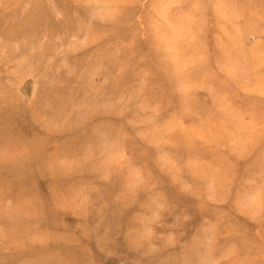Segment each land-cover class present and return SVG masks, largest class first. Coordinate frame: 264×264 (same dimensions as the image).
Wrapping results in <instances>:
<instances>
[{
	"label": "rangeland",
	"instance_id": "rangeland-1",
	"mask_svg": "<svg viewBox=\"0 0 264 264\" xmlns=\"http://www.w3.org/2000/svg\"><path fill=\"white\" fill-rule=\"evenodd\" d=\"M0 264H264V0H0Z\"/></svg>",
	"mask_w": 264,
	"mask_h": 264
}]
</instances>
